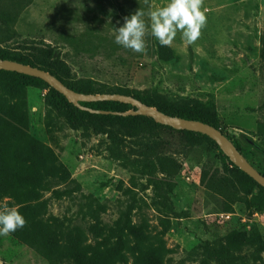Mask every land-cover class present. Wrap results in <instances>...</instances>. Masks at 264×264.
<instances>
[{"label":"rangeland","instance_id":"1","mask_svg":"<svg viewBox=\"0 0 264 264\" xmlns=\"http://www.w3.org/2000/svg\"><path fill=\"white\" fill-rule=\"evenodd\" d=\"M167 3L0 0L12 18L0 21V41L8 49L46 39L59 45L77 75L83 66L107 71L123 56L131 64V87L215 108L221 130L264 172V0H202L207 19L200 37L187 44L178 31L171 60L159 56L150 28L141 53L114 42L125 17L141 8L149 24L147 12ZM159 135L175 143L165 153L175 183L167 195L139 166L112 158L105 135L74 126L46 85L0 89V209L16 207L27 221L16 231L52 250L96 245L108 235L115 241L121 231H132L151 240L142 264H217L206 246L225 248L233 231L247 240L235 263L264 264V209L249 205L255 187L229 184L232 166L211 140ZM124 260L118 264H135L130 254ZM0 264L53 263L10 233L0 236Z\"/></svg>","mask_w":264,"mask_h":264},{"label":"trees","instance_id":"2","mask_svg":"<svg viewBox=\"0 0 264 264\" xmlns=\"http://www.w3.org/2000/svg\"><path fill=\"white\" fill-rule=\"evenodd\" d=\"M0 21L3 24H8L12 21L10 12L2 7L0 8ZM45 40L42 39L40 44L17 43L8 49L2 47L3 42L0 41V58L15 60L50 71L67 86L79 92L133 95L148 105L158 107L165 113L188 119H197L220 128L217 112L213 107L205 106L199 101L190 99L170 100L158 92L142 94L138 89L131 87L129 83L131 64L123 56L114 57L113 63L106 65L107 71L96 67L88 68L83 66V73L77 75L72 71V67L61 53L59 45L51 42L47 43ZM156 46L162 59L171 60L173 58V53L169 46H161L158 41ZM29 84H43L49 87L55 106L74 126L90 130L96 135H105L109 155L118 161L139 166L147 176L148 182L164 195H167L175 185L173 176L171 173H166L165 170V153L170 148H174L175 143L169 138L163 139L159 135L160 131L175 132L189 141L199 137L206 138L219 147L206 134L185 129H175L169 125L158 123L152 117L146 115L123 116L112 113H95L81 109L69 102L62 93L41 78L16 71L0 70V89L2 90H22ZM81 104L89 108L121 112L129 111L133 108L129 103L114 100L81 102ZM131 123L136 126L133 131L128 129ZM259 129L264 130V124H259ZM223 133L231 139L224 131ZM134 137H137L138 141L133 142L132 138ZM233 143L244 154L240 145L234 141ZM128 149L136 152L137 156L132 157ZM220 151L222 156L232 166L231 171L233 173L229 175V184L235 186L236 182H239L244 186H254L256 192L250 198L249 205L255 209H264V187L237 167L221 149ZM258 170L264 174L262 170ZM241 177L246 182L242 181ZM224 210L226 212L230 211L231 206L226 207ZM14 234L35 247L53 264H118L123 263L125 261L124 258L128 254L133 257L135 264H142V257L145 255L146 249L151 246L148 234L138 235L132 231H121L116 236L117 239L115 241H113L112 236L108 235L96 245H81L75 249L57 250L50 249L39 240H30L26 235L18 231H15ZM226 240L227 246L222 249L207 245V255L217 264H236L235 252L239 251L247 240L243 235L233 231L227 235ZM115 243L119 244L118 248H115Z\"/></svg>","mask_w":264,"mask_h":264},{"label":"clouds","instance_id":"3","mask_svg":"<svg viewBox=\"0 0 264 264\" xmlns=\"http://www.w3.org/2000/svg\"><path fill=\"white\" fill-rule=\"evenodd\" d=\"M144 17L145 11L141 8L125 17L123 25L117 29L114 42L141 53L145 49L146 30L150 28V34L161 46H171L178 31L182 40L193 44L200 37L207 19L202 10V0H168L166 5L147 12L149 24ZM26 223V218L16 207L0 209V236L14 233Z\"/></svg>","mask_w":264,"mask_h":264},{"label":"water","instance_id":"4","mask_svg":"<svg viewBox=\"0 0 264 264\" xmlns=\"http://www.w3.org/2000/svg\"><path fill=\"white\" fill-rule=\"evenodd\" d=\"M0 70L16 71L30 76L38 77L47 82L51 87L62 93L69 102L75 106L89 110L95 113L116 114V115H146L152 117L156 122L169 125L175 129H185L206 134L213 139L224 154L242 171L247 173L255 181L264 187V174H262L237 148L231 139H229L223 131L209 123L197 120L188 119L177 115H171L163 112L158 107L148 105L133 95L121 93H83L76 91L67 86L56 75L37 66L26 63H21L15 60L0 58ZM114 100L124 103H129L133 108L129 111H109L94 109L83 106L81 102Z\"/></svg>","mask_w":264,"mask_h":264},{"label":"built area","instance_id":"5","mask_svg":"<svg viewBox=\"0 0 264 264\" xmlns=\"http://www.w3.org/2000/svg\"><path fill=\"white\" fill-rule=\"evenodd\" d=\"M221 216H222L223 218H229V217H230V214H228V213H227V214H222Z\"/></svg>","mask_w":264,"mask_h":264}]
</instances>
